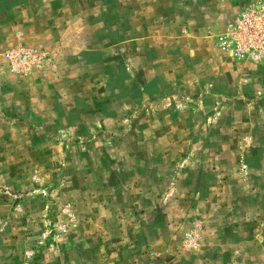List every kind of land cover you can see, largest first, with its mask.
I'll return each mask as SVG.
<instances>
[{"label": "rangeland", "instance_id": "374dc122", "mask_svg": "<svg viewBox=\"0 0 264 264\" xmlns=\"http://www.w3.org/2000/svg\"><path fill=\"white\" fill-rule=\"evenodd\" d=\"M15 36V43L0 50L1 74L11 80L12 100L15 92L27 94L18 96L24 107L12 108V117L0 114V264H264V176L251 173L246 157L249 149L264 153V124L245 133L235 156L201 159L224 166L229 182L213 189L218 197L199 205L191 190H181L189 193L180 196L191 198L189 203L180 207L181 214L161 220L160 229L153 214L157 204L165 206L166 214L174 207L170 203L179 192L170 188L169 170L175 168L170 158L154 162L150 141L126 137L153 125H138L136 107L112 118L92 108L79 124H58L53 119L57 109L35 87L49 55L25 43L21 32ZM19 45L41 52L42 64L15 69L7 54ZM261 100L259 94L256 101ZM27 101L30 110H25ZM156 143L157 149L176 147V142ZM199 143L200 148L215 145ZM200 148L194 144L187 167L199 163L195 154ZM125 152L128 158H121ZM155 176L165 181L155 184Z\"/></svg>", "mask_w": 264, "mask_h": 264}, {"label": "crops", "instance_id": "0c3cea01", "mask_svg": "<svg viewBox=\"0 0 264 264\" xmlns=\"http://www.w3.org/2000/svg\"><path fill=\"white\" fill-rule=\"evenodd\" d=\"M245 1L0 0V50L15 43L16 33L21 32L25 43L47 51L50 62L35 87L57 109L53 119L58 124H79L92 108L103 109L112 118L136 107L138 125H153L150 131L141 127V133L137 130L126 137L150 141L154 162L170 158L175 168L169 170L170 188L177 187L179 192L170 203L174 207L166 214L165 206L157 204L153 214L162 229L160 222L168 214H181L180 207L191 198L199 205L218 197L213 189L229 182L224 166L206 165L201 159L235 156L245 133L263 127L264 62L237 61L215 45L218 32ZM1 70L2 66L0 114L12 117V108L20 105L18 96L27 90L15 92L12 100L11 80ZM259 94L262 100L258 102ZM246 96L249 101H244ZM30 108L27 101L25 110ZM156 142H176V147L157 149ZM199 142L215 145L200 148ZM195 143L200 148L195 154L199 163L187 167ZM258 150L246 152L256 178L264 176V153ZM121 155L128 158L126 152ZM183 158H187L185 163ZM119 164L122 170L127 167L124 159ZM156 180L158 185L165 181L160 176ZM236 187L241 190L239 183ZM187 189L191 198L185 201L181 197L189 193L180 192ZM196 190L212 192L201 195Z\"/></svg>", "mask_w": 264, "mask_h": 264}, {"label": "built area", "instance_id": "2783aa9c", "mask_svg": "<svg viewBox=\"0 0 264 264\" xmlns=\"http://www.w3.org/2000/svg\"><path fill=\"white\" fill-rule=\"evenodd\" d=\"M215 45L237 61L264 62V0H246L240 12L216 35ZM7 56L17 70L40 66L44 60L41 52L23 45Z\"/></svg>", "mask_w": 264, "mask_h": 264}]
</instances>
